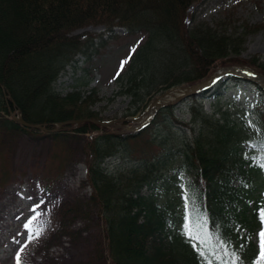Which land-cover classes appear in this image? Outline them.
Returning <instances> with one entry per match:
<instances>
[{
	"label": "trees",
	"instance_id": "obj_1",
	"mask_svg": "<svg viewBox=\"0 0 264 264\" xmlns=\"http://www.w3.org/2000/svg\"><path fill=\"white\" fill-rule=\"evenodd\" d=\"M208 1L0 0V112L6 111L8 102L1 90L4 86L15 100L14 110L28 123L49 130L60 122L87 119L49 134L59 138L72 129V135L83 136L84 184L91 189L86 203L96 207L102 224L95 246L97 264H204L198 255L202 245L205 259L231 264L233 248L238 247L232 245L233 228L243 232L247 221L252 223L250 230L259 224L256 214L264 209V183L245 189L251 173L264 170L259 157H248L249 151L264 148V92L255 108L222 102L223 94L217 92L227 82L247 80L220 78L212 88L218 100L210 111L197 102V96L187 98L193 101L188 106L189 121L175 118V105H167L148 124L126 133L109 132L93 121L103 120L92 108L100 101L96 90L75 89L61 95L53 86L76 54L90 51L92 37L74 34L89 26L146 33L145 42L119 76L128 80L125 92L132 101L150 95L158 85L167 90L197 83L218 65H248L264 74V60L239 56L246 35L263 25L248 28L245 24L244 33H239L218 24H192V8ZM149 55L153 68L146 63ZM158 74L164 75L158 78ZM155 127L156 133L152 132ZM167 129L166 134L162 132ZM15 131L45 132L0 120V136ZM66 150L62 146L53 154L61 158L57 169L64 166ZM114 156L133 158L134 164L109 170L104 164ZM7 176L1 174L0 181L6 182ZM165 186L167 193L161 196ZM169 188H174L170 194ZM78 204H63L67 208L61 217L70 211L71 221L90 215L88 207ZM186 216L193 230L190 234L184 227ZM71 221L62 227H70ZM189 235L201 239H189ZM247 264H253L251 259Z\"/></svg>",
	"mask_w": 264,
	"mask_h": 264
},
{
	"label": "rangeland",
	"instance_id": "obj_2",
	"mask_svg": "<svg viewBox=\"0 0 264 264\" xmlns=\"http://www.w3.org/2000/svg\"><path fill=\"white\" fill-rule=\"evenodd\" d=\"M192 11L194 12L192 24L197 22H206L211 26L218 24L225 27L228 32L237 30L244 33L245 24L248 28L262 24V28L246 35L245 42L240 44L239 56L249 59L256 55L264 60V0H209L202 6L192 8ZM74 34L82 35V39L92 37L91 54L87 56L78 53L74 56L57 80L55 92L65 95L75 89L85 93L94 89L100 101L92 108L105 121L119 120L110 124L108 131L114 133L135 131L142 121L126 123L122 119L130 116L125 114L136 111L133 116L142 115L153 100L168 90H161L164 85H158L151 88L150 95L145 96L143 94L145 91H142L144 97L132 101L131 95L125 92V82L119 79L128 68L132 56L145 42L146 33L127 34L121 27L109 32L104 26H89ZM149 59L150 55L147 56L146 63L153 68V64L148 63ZM124 61L127 62L121 68ZM163 75L158 74V78ZM261 77L264 80V75ZM218 92L223 94L222 102L234 101L245 108L254 107L261 99V93L248 82H227L218 89ZM198 98L197 102L202 103L207 111H210L213 103L218 100L211 92L201 94ZM192 102L187 100L176 104L174 117L189 121L188 106ZM71 130L68 129L59 138H53L46 132L34 135L27 131H15L0 136V152L5 154V157H0V175L4 172L8 175L6 182L0 181V264H16V253L22 247L20 264H97L95 246L100 241L102 224L96 207L86 203L91 189L84 184L86 156L82 150L83 136L72 135ZM152 132L156 133V127ZM162 132L166 134L169 130ZM62 146L67 148L64 166L57 169L61 158L54 157L53 154L60 152ZM249 156H253L254 159L259 157L264 162V148L262 151H249ZM133 164V158L114 156L108 158L104 166L113 170L116 167L125 168ZM263 183L264 170L262 173H251L245 191L256 185L263 186ZM166 188L167 186L161 187V196L167 193ZM168 190L170 194L174 188ZM66 202L71 204L77 202L80 203L78 205L88 207L90 215L79 216L71 221L74 214L70 211L66 218L61 217L67 208L63 205ZM252 203L253 201L250 202ZM256 219L259 220V212ZM30 220L29 229H25L24 225ZM70 221V227L64 229L63 223L68 224ZM250 223L247 221L243 232L233 228L232 245H238L233 248V252H238L241 261L245 259L242 264H247L250 259L253 263L258 255L257 233L260 224L257 225L256 222L250 230L247 228ZM29 231L33 236L36 232H40L41 235L29 241Z\"/></svg>",
	"mask_w": 264,
	"mask_h": 264
},
{
	"label": "water",
	"instance_id": "obj_3",
	"mask_svg": "<svg viewBox=\"0 0 264 264\" xmlns=\"http://www.w3.org/2000/svg\"><path fill=\"white\" fill-rule=\"evenodd\" d=\"M218 75H233V76H239V77H243V78H247L249 80H252L253 82L257 83L263 90H264V85H262L258 80L252 78V77H246L242 74H239L238 72L232 70L230 67H221L217 70ZM214 74H211L209 77H207L206 79L202 80L201 82L195 84V85H189V86H185V87H179L178 90L181 92L179 93L173 100L169 101V100H164L162 101L161 98L164 97L165 95L168 94V92L163 93L161 96L157 97L155 100H153L149 106L147 107V109L144 111V113L140 116H134V117H127L122 119V121H128V122H132V123H138L140 121H144L146 120L151 114H154L157 109L166 106V105H170V104H175L178 101L189 97L191 95H195V94H199L201 91H203L204 89H206L207 87L210 86V84L212 83V77ZM14 119L19 122L20 124L24 125L25 127L28 128H32V129H41V130H45L44 127L41 124H29L26 123L25 121H23V119L21 118L20 115H17V117L13 116ZM84 120H79V121H66V122H61L58 124V127L68 124V123H80L83 122ZM119 121L117 120H110V121H95L98 124L101 125H110L114 122Z\"/></svg>",
	"mask_w": 264,
	"mask_h": 264
},
{
	"label": "bare ground",
	"instance_id": "obj_4",
	"mask_svg": "<svg viewBox=\"0 0 264 264\" xmlns=\"http://www.w3.org/2000/svg\"><path fill=\"white\" fill-rule=\"evenodd\" d=\"M78 31V30H77ZM85 55H87V56H89L90 54H91V51H88V52H86V53H84ZM74 64L76 65V61L74 62ZM67 66V65H66ZM228 66V65H227ZM220 67H225V66H220V65H218V67L212 72V73H210L207 77H209L211 74H214L213 75V77H212V82L213 83H215V84H217V82H218V80L220 79V78H222L223 77V75H218V72H217V70L220 68ZM235 71L236 72H238V73H240V74H243V75H245V76H249V77H252V78H254V79H256V80H259L260 81V83L262 84V85H264V80L262 79V77H261V75H264L263 73H260V72H257L258 74H256L253 70H251V69H249V68H247V67H238V68H235ZM62 73V72H61ZM60 75L61 74H59V76H58V78L56 79V81L53 83V86L55 87V85H56V82H57V80L59 79V77H60ZM206 77V78H207ZM205 79V78H204ZM123 81L125 82V84H128L129 82H128V80L126 79H123ZM1 90H2V93H3V97H4V99L5 100H7L8 102H10L12 105H10L8 102H7V104H6V111H1L0 112V120H2V119H10L11 121H14L15 123H17V124H19L20 126H23V127H25L24 125H22V124H20L19 122H17L15 119H14V117L13 116H15V117H17V113H19V112H17V110H14V107L16 106V103H15V100L13 99V97L11 96V94H10V92H8V90L4 87V86H1ZM179 93H181L178 89H172L171 91H169L168 92V94L167 95H165L164 97H162L161 98V100L162 101H164V100H169V101H171V100H173ZM258 103V102H257ZM257 103L255 104V106L257 105ZM255 106L254 107H252V108H255ZM20 114V113H19ZM3 116H5V117H3ZM87 119H84V121H86ZM24 121V120H23ZM26 122V121H25ZM26 123H28V122H26ZM29 124H33V123H29ZM56 128H58L57 126L54 128V129H45L44 131L46 132V133H50L51 131L52 132H55V131H57V129Z\"/></svg>",
	"mask_w": 264,
	"mask_h": 264
},
{
	"label": "snow or ice",
	"instance_id": "obj_5",
	"mask_svg": "<svg viewBox=\"0 0 264 264\" xmlns=\"http://www.w3.org/2000/svg\"><path fill=\"white\" fill-rule=\"evenodd\" d=\"M126 62L127 61H124L121 63V68H123V64ZM185 207L187 208V204L185 205ZM33 219H35V217H33ZM188 219L189 218L186 216L185 217V224H184V227L187 230L186 234H190L193 232V230L189 227V224L187 222ZM30 224H31V220L24 225L25 229H29ZM259 224H260V229H259V232L257 233L258 240H259L258 255L256 256L253 264H264V209H261L259 211ZM197 231H199V230L197 229ZM40 235H41L40 232H36L35 236H33V233L31 231H29L28 239H29V241H31L33 238H39ZM189 239H198L199 240V239H201V237L199 235H189ZM25 247H26V245H25ZM22 251H23V247L20 249V251H18L16 253V257H15L16 264H20ZM213 254L215 255V253H213ZM198 255L204 260V264H213L211 257H208L207 259H205L206 249L203 247V245H202L201 249L198 250ZM231 256L233 257L231 264H242V261L239 258L238 252H232Z\"/></svg>",
	"mask_w": 264,
	"mask_h": 264
}]
</instances>
